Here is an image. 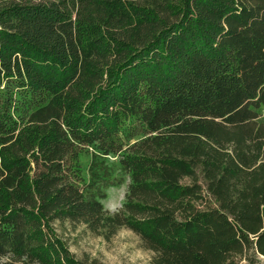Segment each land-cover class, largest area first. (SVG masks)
Returning <instances> with one entry per match:
<instances>
[{"label":"trees","instance_id":"trees-1","mask_svg":"<svg viewBox=\"0 0 264 264\" xmlns=\"http://www.w3.org/2000/svg\"><path fill=\"white\" fill-rule=\"evenodd\" d=\"M263 106L264 0H0V264H106L55 221L256 264Z\"/></svg>","mask_w":264,"mask_h":264},{"label":"rangeland","instance_id":"rangeland-1","mask_svg":"<svg viewBox=\"0 0 264 264\" xmlns=\"http://www.w3.org/2000/svg\"><path fill=\"white\" fill-rule=\"evenodd\" d=\"M264 120V106L259 110ZM126 183L107 190L104 206L109 211L118 209L124 199ZM54 235L61 240L69 252L77 259L97 258L106 264H150L152 252L141 245L133 231L121 227L109 239L92 234L82 224L52 222ZM256 264H264V258L257 256Z\"/></svg>","mask_w":264,"mask_h":264}]
</instances>
